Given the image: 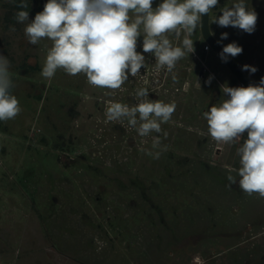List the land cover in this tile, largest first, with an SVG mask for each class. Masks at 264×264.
<instances>
[{"label":"rangeland","instance_id":"obj_1","mask_svg":"<svg viewBox=\"0 0 264 264\" xmlns=\"http://www.w3.org/2000/svg\"><path fill=\"white\" fill-rule=\"evenodd\" d=\"M20 2L0 0V55L12 62L22 108L0 129V264H232L239 247L251 245L248 237L264 234V198L227 180L229 174L239 179L238 149L247 131L231 144L208 133L202 114L225 98L222 85L235 87L238 80L213 50H204L200 26L190 37L194 51L171 71L143 52L144 35L138 36L144 66L113 90L63 69L42 77L51 41L29 43L24 25L14 20ZM26 2L31 21L47 0ZM162 2L153 0V9ZM237 2L219 0L210 28L223 46L242 47L234 59L257 69L245 72L258 84L264 77V0H245L257 13L251 34L213 22ZM224 32L228 37L221 40ZM168 38L182 46L184 33ZM141 88L150 101L176 104L161 132L147 137L127 118L105 117L112 102L134 106ZM157 137L167 146L158 160L146 155L155 151Z\"/></svg>","mask_w":264,"mask_h":264},{"label":"clouds","instance_id":"obj_2","mask_svg":"<svg viewBox=\"0 0 264 264\" xmlns=\"http://www.w3.org/2000/svg\"><path fill=\"white\" fill-rule=\"evenodd\" d=\"M219 0H163L153 9V0H47L43 11L29 21V5L21 0L14 14L17 24L24 25L29 43L36 45L42 39L51 41L40 75L54 77L58 69L69 75L83 73L89 84L107 89H119L128 80L129 73L136 76L145 57L136 51L137 38L141 34L143 52H151L158 67L171 71L177 61L194 51L190 38L200 26L201 16L211 14ZM222 15L213 22L220 27H233L251 34L257 23V13L245 0L225 6ZM15 32V26H10ZM184 33L182 46H173L168 34ZM228 33L220 39H227ZM236 42L224 45L219 54L223 62L242 54ZM12 62L0 55V121L14 119L21 111L13 90L16 87ZM242 70L255 73L257 69L243 65ZM210 76L206 83L211 82ZM224 94L218 104L204 112L203 119L208 133L217 143L239 142L247 131V139L238 149L240 165L238 177L229 174L230 185L238 182L247 195L254 193L264 198V77L258 84L247 87L221 86ZM135 96L134 106L112 102L106 108L109 122L127 118L130 127L141 137L160 133L161 124L167 123L175 109V103L150 101L148 90L141 88ZM138 125V126H137ZM166 135V134H165ZM152 149L146 155L158 160L167 150L160 139L154 138ZM158 149V150H156Z\"/></svg>","mask_w":264,"mask_h":264},{"label":"water","instance_id":"obj_3","mask_svg":"<svg viewBox=\"0 0 264 264\" xmlns=\"http://www.w3.org/2000/svg\"><path fill=\"white\" fill-rule=\"evenodd\" d=\"M210 14H205L201 16L200 20V33L205 43L210 46V49L213 50L216 55L220 58V53L222 52L223 45L218 41L214 36L210 28L209 22ZM221 59V58H220ZM223 62V61H222ZM227 68L230 70L232 75L247 87L250 83L255 84L247 73L242 70L241 66L235 61L234 58H229L228 62H223Z\"/></svg>","mask_w":264,"mask_h":264},{"label":"flooded vegetation","instance_id":"obj_4","mask_svg":"<svg viewBox=\"0 0 264 264\" xmlns=\"http://www.w3.org/2000/svg\"><path fill=\"white\" fill-rule=\"evenodd\" d=\"M264 215V213H263ZM264 232V217L259 220ZM246 240L251 244L246 251H243L242 246L239 247L238 253L231 257L232 264H264V234L252 235Z\"/></svg>","mask_w":264,"mask_h":264},{"label":"built area","instance_id":"obj_5","mask_svg":"<svg viewBox=\"0 0 264 264\" xmlns=\"http://www.w3.org/2000/svg\"><path fill=\"white\" fill-rule=\"evenodd\" d=\"M204 50L205 51L210 50V46L207 43H205ZM239 86H244V85L242 83L238 82V84L235 87H239Z\"/></svg>","mask_w":264,"mask_h":264},{"label":"trees","instance_id":"obj_6","mask_svg":"<svg viewBox=\"0 0 264 264\" xmlns=\"http://www.w3.org/2000/svg\"><path fill=\"white\" fill-rule=\"evenodd\" d=\"M218 89V88H217ZM219 90V89H218ZM214 105V103L212 102V104L210 103L209 104V108L211 107V106H213ZM2 126H3V124H2V121H0V129L2 128Z\"/></svg>","mask_w":264,"mask_h":264}]
</instances>
